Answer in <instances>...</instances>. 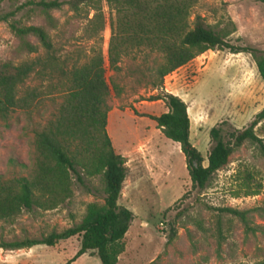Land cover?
I'll list each match as a JSON object with an SVG mask.
<instances>
[{"label":"rangeland","instance_id":"1","mask_svg":"<svg viewBox=\"0 0 264 264\" xmlns=\"http://www.w3.org/2000/svg\"><path fill=\"white\" fill-rule=\"evenodd\" d=\"M55 0H0V64L21 62L47 51L35 37L26 41L38 47L29 54L10 24L38 26L49 34L58 64L66 71L86 63L99 46L90 39L89 20L94 16L89 0H57L60 9L44 10L38 4ZM78 4V9L74 5ZM107 25L101 44L106 77L113 91L108 133L116 152L127 159L128 176L119 204L134 214L124 240L125 252L118 264H253L264 260V155L256 143L236 149L229 163L216 172L203 191L195 188L185 156L178 143L167 139L151 116L168 111L165 102L154 100L165 92L179 96L188 106L191 142L207 166L212 148L211 129L228 121L237 130L252 124L264 109V82L255 55L264 51V0H199L190 22L200 16L226 36L235 47L257 50L232 54L208 51L167 76L162 88H154L160 54L139 51L124 58L120 71L108 61L110 22L115 18L102 2ZM49 16L53 21L49 20ZM63 77L32 75L21 91L37 89L42 101L33 111H16L0 120V178L31 177L36 164L35 132L58 114ZM264 142V120L255 128ZM81 185L74 176V195L52 211H24L13 222L0 221V244L42 240L83 220L89 203L103 204L99 177ZM93 193H90V192ZM250 193L251 195H247ZM237 210L243 215L224 211ZM161 224L165 225L162 229ZM81 246L76 236L54 247L44 245L16 251L0 248V264H67ZM72 264H101L96 253H87Z\"/></svg>","mask_w":264,"mask_h":264},{"label":"trees","instance_id":"2","mask_svg":"<svg viewBox=\"0 0 264 264\" xmlns=\"http://www.w3.org/2000/svg\"><path fill=\"white\" fill-rule=\"evenodd\" d=\"M88 0H81V2ZM92 3L94 16L89 20L90 39L98 40L91 58L81 66L66 71L58 64L54 46L47 31L38 26L10 24L13 33L24 41L29 54H37V46L26 41L35 37L47 51L46 57L14 64H0V120H7L16 111L31 112L42 101L43 93L37 89L21 91L32 75L45 78L61 72L63 79L62 102L58 114L45 127L35 132V170L31 177L3 180L0 178V221L13 222L24 211L47 212L58 209L74 195V176L81 185L85 179L99 177L103 204L89 203L81 223L60 233L53 232L42 240L2 243L0 248L16 251L44 245L54 247L73 237L81 238L80 250L67 264H72L87 253H96L101 264H118L125 252V238L134 220L131 210L121 206L119 200L128 176L127 159L118 154L108 133L111 111L109 100L113 91L121 95L119 87L108 82L106 60L102 50V33L106 29L102 2ZM199 0H105L115 14L111 19V38L108 61L114 72L135 52L160 54L163 61L156 68L154 88H162L167 76L188 65L198 56L214 50L228 49L232 54L257 50L235 47L225 41L226 36L210 28L200 16L190 22L192 10ZM46 11L60 9L55 0L38 4ZM78 9V4L74 5ZM49 20L53 18L49 16ZM258 72L264 82V51L256 56ZM154 100L165 102L168 111L151 116L163 135L178 143L185 156L186 166L195 188L203 191L213 175L229 163L234 151L246 142L258 144L264 155V142L255 132L264 120V109L250 127L235 129L223 121L210 131L212 148L207 163L191 142V121L187 103L179 96L165 92ZM90 193H93L92 191ZM247 195H251L248 193ZM236 215L237 210L226 209ZM253 264H264L259 261Z\"/></svg>","mask_w":264,"mask_h":264},{"label":"built area","instance_id":"3","mask_svg":"<svg viewBox=\"0 0 264 264\" xmlns=\"http://www.w3.org/2000/svg\"><path fill=\"white\" fill-rule=\"evenodd\" d=\"M161 226H162V229H164V228H165V225H164V224H161Z\"/></svg>","mask_w":264,"mask_h":264},{"label":"crops","instance_id":"4","mask_svg":"<svg viewBox=\"0 0 264 264\" xmlns=\"http://www.w3.org/2000/svg\"><path fill=\"white\" fill-rule=\"evenodd\" d=\"M108 129H109V126H108Z\"/></svg>","mask_w":264,"mask_h":264}]
</instances>
